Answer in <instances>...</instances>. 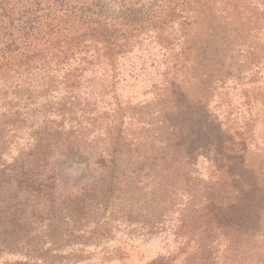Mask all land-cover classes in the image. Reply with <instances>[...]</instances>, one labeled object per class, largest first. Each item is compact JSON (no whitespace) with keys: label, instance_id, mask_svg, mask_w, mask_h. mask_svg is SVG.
<instances>
[{"label":"rangeland","instance_id":"obj_1","mask_svg":"<svg viewBox=\"0 0 264 264\" xmlns=\"http://www.w3.org/2000/svg\"><path fill=\"white\" fill-rule=\"evenodd\" d=\"M136 51L132 62L109 70L102 83L83 86L77 98L66 99L68 106L95 109L79 118L82 131L71 126L69 115L50 112L37 118L46 126L40 132L47 134L46 158L57 178L53 199L47 194L4 202L27 203L26 216L36 205V215L43 214L49 228L28 221L25 232L0 247V264H231L227 257L232 264H264V219L253 227V238L240 242L231 236L232 228L220 230L226 168L218 161L226 145L240 147L239 161L264 178V71L251 83L252 78L243 79L249 67L237 66L243 82L229 77L219 86L202 80L211 68L206 63L179 72L185 105L193 110L205 98L208 114L202 119L212 134L189 160L182 145L177 147L176 135L189 124L191 110L178 112L183 106L165 81V72L172 77L173 70L164 63V51L150 50L155 65L146 51L143 57ZM60 91L49 105L64 99ZM27 136L15 139L0 129V170L14 164ZM171 144L172 159L162 155ZM86 189L90 192L81 196Z\"/></svg>","mask_w":264,"mask_h":264},{"label":"trees","instance_id":"obj_2","mask_svg":"<svg viewBox=\"0 0 264 264\" xmlns=\"http://www.w3.org/2000/svg\"><path fill=\"white\" fill-rule=\"evenodd\" d=\"M141 1L0 0V129L11 132L15 139L28 135L14 164L0 170V247L25 232L28 221L49 228L43 214L36 215V205L32 215L26 216L27 203L4 202L8 197L35 200L47 194L53 199L57 178L50 173L46 158L47 134L40 132L46 126L37 118L50 112L63 118L69 115L71 126L82 131L79 118L93 115L95 109L74 103L68 106L66 99L77 98L79 88L102 83L109 70L132 62L134 50L142 51V57L146 51L151 65L155 59L150 50L164 51V63L173 70L172 77L165 72V81L182 99H177L183 106L178 112L191 110L177 85L183 76L179 72L189 64L210 65L202 80L214 85L229 77L242 83L237 66L249 67L243 79L252 78L251 83H257L258 74L264 71V0H147V5L138 6ZM100 70L103 73L98 75ZM214 72L219 73L216 78ZM60 89L64 99L49 105ZM204 99L193 105L189 124L176 135L177 147L182 145L189 160L204 148L203 139L212 136L207 132V120L202 119L208 114ZM196 114L201 116L198 121ZM173 145L162 150L164 157H171ZM222 150L218 161L226 168V201L220 230L226 233L232 228L231 236L240 242L239 238H253V227L264 219V183L259 181L264 178L249 173L245 162L239 161L242 148L226 145ZM175 152L170 159L176 158ZM85 191L80 195L90 192ZM37 211L41 213L40 208ZM233 250L242 253L241 248ZM226 261L232 264L233 259L227 257Z\"/></svg>","mask_w":264,"mask_h":264}]
</instances>
